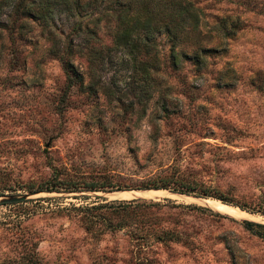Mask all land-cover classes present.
Masks as SVG:
<instances>
[{
    "label": "rangeland",
    "instance_id": "obj_1",
    "mask_svg": "<svg viewBox=\"0 0 264 264\" xmlns=\"http://www.w3.org/2000/svg\"><path fill=\"white\" fill-rule=\"evenodd\" d=\"M188 1L200 44L221 51L173 68L158 36L145 96L115 66L91 78L85 55L72 62L96 91L68 87L51 53L66 25L0 32V200L22 198L0 201V264H264V0ZM221 19L236 34L223 39ZM45 186L57 191L32 194Z\"/></svg>",
    "mask_w": 264,
    "mask_h": 264
},
{
    "label": "trees",
    "instance_id": "obj_2",
    "mask_svg": "<svg viewBox=\"0 0 264 264\" xmlns=\"http://www.w3.org/2000/svg\"><path fill=\"white\" fill-rule=\"evenodd\" d=\"M30 23H38L46 29L47 35L63 31L58 29L57 23L69 28L63 47L59 49L60 41L55 39L51 53L60 61L68 87L77 85L89 94L96 91L97 84L92 79L91 84L84 86L82 73L72 62L75 55L88 57L91 78L105 64L115 66L116 70L129 71L131 82L128 87L131 91L138 89L140 95L145 96L153 82L150 70L156 73L160 67L156 55L158 36H164L169 43L170 66L173 68H178L185 60L201 68L209 55L221 51L218 47L200 44L207 36L202 34L198 9L188 0H0V32L23 37L29 31ZM102 26L110 38V44L106 46H102L97 36ZM216 30L223 39H227L236 34L239 26L230 23L229 19H221ZM119 51L123 52V57L116 60ZM167 188V184L152 186V189ZM56 189L45 186L34 192L49 193L56 192ZM193 190L183 186L173 189L180 194L194 193ZM198 195L196 197H212L229 204L221 196L210 195L207 190ZM244 224L247 231L263 227L252 222ZM254 233L260 237L264 235L257 231ZM28 262L33 264L30 259Z\"/></svg>",
    "mask_w": 264,
    "mask_h": 264
},
{
    "label": "bare ground",
    "instance_id": "obj_3",
    "mask_svg": "<svg viewBox=\"0 0 264 264\" xmlns=\"http://www.w3.org/2000/svg\"><path fill=\"white\" fill-rule=\"evenodd\" d=\"M210 205H212L214 208H216V210L220 212L228 213L231 215H235V214L237 215L239 213V211L236 210L235 208L233 209L228 206L221 205L220 203L210 202Z\"/></svg>",
    "mask_w": 264,
    "mask_h": 264
},
{
    "label": "water",
    "instance_id": "obj_4",
    "mask_svg": "<svg viewBox=\"0 0 264 264\" xmlns=\"http://www.w3.org/2000/svg\"><path fill=\"white\" fill-rule=\"evenodd\" d=\"M32 194H36V193H32ZM22 198H14V197H11V198H2L0 201L2 203H15V202H18L20 201Z\"/></svg>",
    "mask_w": 264,
    "mask_h": 264
}]
</instances>
